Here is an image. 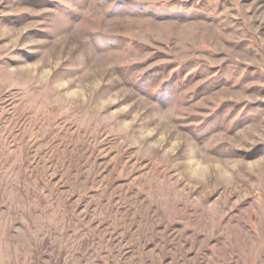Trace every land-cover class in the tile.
Wrapping results in <instances>:
<instances>
[{"label": "rangeland", "instance_id": "1", "mask_svg": "<svg viewBox=\"0 0 264 264\" xmlns=\"http://www.w3.org/2000/svg\"><path fill=\"white\" fill-rule=\"evenodd\" d=\"M0 264H264V0H0Z\"/></svg>", "mask_w": 264, "mask_h": 264}]
</instances>
